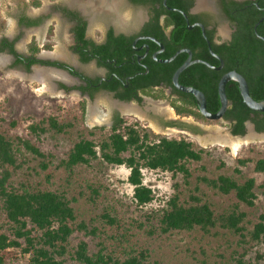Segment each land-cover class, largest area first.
Listing matches in <instances>:
<instances>
[{
    "label": "trees",
    "instance_id": "16d2710c",
    "mask_svg": "<svg viewBox=\"0 0 264 264\" xmlns=\"http://www.w3.org/2000/svg\"><path fill=\"white\" fill-rule=\"evenodd\" d=\"M157 3H161V0H150L153 6ZM39 4V1L33 3L35 7ZM168 4L184 11L190 5V3H184V5L174 0H170V3L168 0ZM261 5L263 6L264 2ZM160 13L155 10V17H158ZM173 17L175 18L176 15L174 14ZM258 19L259 16L253 14L251 23L238 20L241 35L234 36L229 47L216 46L213 49L221 55L227 69L237 64L241 66L238 72L246 80L251 98L256 102H263L264 44L253 34V25ZM169 23L171 22L167 21V24ZM263 25L264 23L260 24L257 30L264 36ZM182 30H184L183 25L176 27L172 32L171 39L174 42L180 43ZM183 46L193 49L189 44L183 43L178 47H169V52L165 57L172 55L174 50ZM180 64L176 62L168 66L169 71L164 77L166 83L171 82V76ZM212 64L218 65L217 62H212ZM188 70L191 69L185 72ZM206 76V72L201 73L199 79L204 81ZM219 77L220 74L212 73V87L208 89L202 88L203 86L199 84V88L205 92L210 102L207 108L209 113H216L220 107L217 94ZM182 84L188 86L187 83ZM225 94L231 103L225 119L233 123L231 125L232 135H244L246 121L255 125L256 132H264V112H253L244 105L236 82H228ZM143 95L155 100L164 99L162 92L152 90L143 91ZM181 95L183 97L181 103L171 104L176 115H194L197 121H207L197 110L195 111L196 104L187 99L191 96ZM70 107L79 118H83L84 101L80 100ZM75 116L72 118L75 119ZM2 121L0 110V123ZM71 127L70 122L60 121L56 116L51 115L38 123L33 122L28 129L31 136L38 140L49 131L62 134ZM89 134L92 133L89 132ZM16 141L25 151L40 160L39 168L42 171L48 169L50 164L48 159L52 157L50 154L43 153L27 139L17 138ZM15 144V141L9 139L0 129V264H13L18 254L27 260V264H147L148 252L145 249H131L123 252V255L119 257L117 252L107 249L102 244L98 245L97 251L90 253L87 242L83 240L71 248L70 239L73 235L82 234L83 237H94L97 235V230L89 228L85 222L76 223L75 212L71 206L73 200H68L63 192L51 190L20 192L13 188L10 183L12 175L22 169L25 163L18 161ZM203 153V149L196 150L191 142L184 139L159 138L157 141H151L145 130L138 128L136 124H127L124 118L116 117L110 134L98 145L90 140L80 139L72 146L67 157L59 165L71 171L79 165L87 166L92 160L100 158L107 165L126 167L129 171L127 183L133 189L131 200L136 207L143 208L155 200L153 190L143 184L144 170L169 172L173 177L180 174L184 183L188 184L191 175L186 165L188 162L201 161ZM247 162L249 160L239 163L245 165ZM254 171L264 173V160L256 161ZM199 181L221 195L227 196L234 193L239 203L248 207L254 206L256 200L254 179H247L242 184H238L231 177L220 175L215 179L202 177ZM174 188L177 193L164 202V207L146 217L147 223H150L149 228L139 224L141 229H148L149 236H166L172 233L190 232L194 229L208 234L219 227L242 239L246 238L244 235L246 228L243 225L244 213L233 210L226 214L215 215L211 205L196 194L190 191L180 196L178 187L174 186ZM90 191L93 196L98 197L97 190L91 189ZM101 219L105 220L110 227L115 226L117 229L122 227L119 225V220L110 214L104 213ZM246 235L251 242L263 241L264 214L259 217L253 229L246 232Z\"/></svg>",
    "mask_w": 264,
    "mask_h": 264
},
{
    "label": "rangeland",
    "instance_id": "374dc122",
    "mask_svg": "<svg viewBox=\"0 0 264 264\" xmlns=\"http://www.w3.org/2000/svg\"><path fill=\"white\" fill-rule=\"evenodd\" d=\"M26 1L0 0V33H12L16 15L20 11L30 12ZM28 1L31 4L32 0ZM142 11L139 9L136 14L141 16ZM3 63L5 60L0 62V110L3 120L0 129L9 139L15 141L18 161L25 162L22 169L13 173L10 183L20 192L51 190L63 192L68 200H73L71 206L75 212L76 223L85 222L89 228L97 230V235L83 237L82 234H75L70 239L71 248L83 240L87 242L90 253L97 251L98 245L102 244L107 249L117 252L119 257L123 252L131 249H145L148 252L147 264H264V238L262 242L256 243L251 242L246 235V232L251 231L259 221V217L264 214V173L254 171L256 161L264 160V137L253 136L251 142L234 155L227 146L209 143L204 145L198 142V140L206 142L214 138L213 136L217 137L213 134L215 131H219L218 136H225L226 133L221 131L225 126L220 121H199L204 125L205 132L197 135L186 132V135L178 133L177 130L173 131L175 129L163 131L143 113L136 116L125 114L117 107L120 117L124 118L127 124H136L138 128L145 130L151 141H157L159 138L184 139L191 142L196 150H204L201 161L188 162L186 165L191 175L188 184L184 183L180 174L173 177L169 172L144 170L143 184L153 190L155 200L143 208H138L131 200L133 189L127 183L129 171L126 167L107 165L100 158L92 160L87 166L79 165L71 171L59 165L80 139L90 140L98 145L110 134L109 121L113 107L96 97L94 102L85 105V114L83 118H79L72 111V106L70 107L80 101L75 92L67 95L54 91L38 93L41 84L39 85L37 80L19 76L13 70L2 69ZM47 82L51 86V83ZM159 104L158 102L156 105ZM97 109L106 115L103 121L97 119L99 115ZM51 115L56 116L60 121L70 122L72 127L62 134L49 131L38 140L32 137L28 129L29 125ZM73 116L75 119L72 118ZM168 118L164 117V119ZM248 135L252 134L247 131L245 137ZM17 138L29 140L43 153L52 156L48 159L50 164L46 171L39 168V159L17 143ZM245 160L249 162L240 165L239 162ZM220 175L231 177L238 184H242L247 179H254L256 195L254 206L248 207L239 203L234 193L221 195L199 181L202 177L215 179ZM174 186L178 187L180 196L191 191L208 202L215 215L226 214L233 210L244 213L243 225L246 228L244 233L246 238L242 239L219 227L208 234L194 229L190 232L172 233L166 236H149L148 229H141L139 224L149 228L150 223H147L146 217L164 207V202L177 193ZM91 189L98 191V197L91 194ZM104 213L117 218L122 227L117 229L115 226L107 225L105 220L101 219ZM27 263L20 254L13 262V264Z\"/></svg>",
    "mask_w": 264,
    "mask_h": 264
},
{
    "label": "flooded vegetation",
    "instance_id": "af4514ba",
    "mask_svg": "<svg viewBox=\"0 0 264 264\" xmlns=\"http://www.w3.org/2000/svg\"><path fill=\"white\" fill-rule=\"evenodd\" d=\"M34 1L40 2L38 7L33 5ZM174 1L190 5L184 11L169 5L168 0H161L155 6L150 4V0H32L31 4L27 0L30 12L20 11L16 15L12 33H0V58H5L2 69L37 80L39 85L41 79L45 78L34 75L42 72L47 75L45 80L51 83L55 93L67 95L75 92L85 105L94 102L96 97L106 104H115L111 109V128L115 118H121L119 110L122 112L124 106H133L163 131L180 129L183 132H177L181 134L204 133V125L194 115H176L171 104L181 103V94L184 93L177 91L172 82L164 81L168 66L176 62H180L181 66L189 57L186 51L190 52L191 61L196 63L187 68L191 70L185 72V69L180 74L178 82L200 91L205 97L207 109L210 102L199 84L208 89L212 87V73L220 74V80L226 73H239L238 69H241L239 64L227 69L223 58L213 47H229L234 36L241 35L238 20L251 23V15L256 14L258 21L263 18L260 23L263 24L264 5L261 3L264 0H206L202 6L199 0ZM139 9L143 10L141 16L136 14ZM155 10L161 12L158 17H155ZM174 14L176 20L172 18ZM167 21L171 23L167 24ZM181 25L184 30L180 43L174 42L172 32ZM254 25L253 34L262 42L260 38L264 39V36L257 29L259 38L255 35ZM183 43L193 49L179 47L172 55L165 57L169 47H178ZM179 51L182 52L172 61L164 62ZM220 60V70L206 65L219 67ZM205 72L207 76L201 81L199 74ZM59 76H64L65 80ZM148 90L162 92L164 99L144 96L143 91ZM190 96L187 99L196 104L197 109H193L199 113L197 99ZM155 102L160 103L159 110L154 109V106L159 107ZM230 107L228 101L227 110ZM166 108L171 109L173 117ZM227 110L220 122L232 133L233 123L225 119ZM253 127L256 132L254 124Z\"/></svg>",
    "mask_w": 264,
    "mask_h": 264
},
{
    "label": "water",
    "instance_id": "95a60500",
    "mask_svg": "<svg viewBox=\"0 0 264 264\" xmlns=\"http://www.w3.org/2000/svg\"><path fill=\"white\" fill-rule=\"evenodd\" d=\"M181 14L183 16H185L182 12H181ZM262 20H263V18L260 19L254 25V33H255V35H257L256 29H257L258 25L262 22ZM257 37L259 38L258 35H257ZM260 39L264 43V39L263 38H260ZM180 52H182V51H179V52L175 53L170 59L165 60L164 62L167 63V62L172 61L175 58V56L178 55ZM186 52H188L189 57L173 73L172 78H171V82H172V85L174 86V88L177 91H179L181 93H184V94L192 95L193 97H195L197 99L199 113L206 120L212 121V122L222 121L223 116H224V114H225V112L227 110V107H228V99H227L226 94H225V86L230 81L236 82L238 84V88H239L240 96L242 98V102L244 103V105L248 109H250L253 112H258V113H263L264 112V101L263 102H256V101H254L251 98L250 94H249L248 85H247V82L244 79V77L242 75H240L239 73H237L235 71H232V72H228L225 75H223L221 77V79L219 80V83H218V97H219V100H220V109L216 113H209L207 111V109H206V101H205L204 95L200 91H198V90H196L194 88L182 86L178 82V79H179L180 74L185 69H187L189 66H191L194 63H196V62L191 61V57H190L191 54H190V52L189 51H186ZM220 62H221L220 63V66L219 67H216V68L215 67H212V66H210L208 64H206V65L209 68H211V69L220 70L221 67H222V61L220 60ZM199 63H201V62H199ZM244 125H245L246 132L248 131V133H251L254 136V138L264 137V133H257V132L254 131L253 124L250 121H246ZM175 130H177L179 132H183L180 129H175ZM221 131H222V133L223 132L226 133L225 136H227L228 138H243V137H245V134L242 135V136H234V135H232V133L230 131H228L225 128L222 129ZM217 133H219V131L218 132L215 131L213 134L214 135L215 134L217 135Z\"/></svg>",
    "mask_w": 264,
    "mask_h": 264
},
{
    "label": "bare ground",
    "instance_id": "6f19581e",
    "mask_svg": "<svg viewBox=\"0 0 264 264\" xmlns=\"http://www.w3.org/2000/svg\"><path fill=\"white\" fill-rule=\"evenodd\" d=\"M199 4L200 5L201 4L205 5L206 4V0H199ZM2 61H4V59H0V62H2ZM36 75H42L43 76L42 78H45L47 80V75L42 73V72H37L34 76H36ZM59 78L65 80L64 76H59ZM45 79H41V81H42L41 82V87L37 90L38 93H44V92H49V91H50V93H52V91H54L53 88L48 84V82H46ZM109 105H111V103ZM111 106L115 107L116 105L112 104ZM154 109L156 110V107ZM157 110H159V108H157ZM165 110L172 117L171 110H169L167 108ZM122 112L125 113V114H130V115H135V116H136V114L141 115L140 112L136 111V109L134 107L133 108H127V107L124 106ZM98 113H99V115H97L98 116L97 119L99 121H103V118L106 115L103 114L100 111H98ZM173 131H176V130H173ZM216 136L217 137L213 136L214 138H211L210 140H207L206 142L205 141L203 142L202 140L201 141L198 140V142H199V144H204V145L209 143L210 145L227 146V147L230 148L231 152L235 155V154H237V152H239V150L243 146L249 144L251 142V140L253 139V135H248V136H246L244 138H228L227 136H224V135H221V136L216 135Z\"/></svg>",
    "mask_w": 264,
    "mask_h": 264
}]
</instances>
